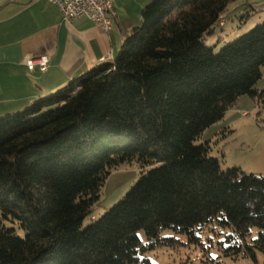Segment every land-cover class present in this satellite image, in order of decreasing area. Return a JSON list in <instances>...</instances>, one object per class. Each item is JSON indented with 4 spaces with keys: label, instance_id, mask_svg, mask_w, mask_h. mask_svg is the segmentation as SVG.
Here are the masks:
<instances>
[{
    "label": "trees",
    "instance_id": "trees-1",
    "mask_svg": "<svg viewBox=\"0 0 264 264\" xmlns=\"http://www.w3.org/2000/svg\"><path fill=\"white\" fill-rule=\"evenodd\" d=\"M235 1L152 0L111 61L0 117V264H150L162 230L197 243L204 227L230 231L227 256L264 254V174L222 170L195 144L239 98L264 107V23L205 45ZM133 160L138 180L83 227Z\"/></svg>",
    "mask_w": 264,
    "mask_h": 264
},
{
    "label": "crops",
    "instance_id": "crops-1",
    "mask_svg": "<svg viewBox=\"0 0 264 264\" xmlns=\"http://www.w3.org/2000/svg\"><path fill=\"white\" fill-rule=\"evenodd\" d=\"M152 0H111L109 33L85 19L63 22L47 0H0V117L23 110L103 61H111L124 35L141 23L139 9ZM46 56L45 72L26 62Z\"/></svg>",
    "mask_w": 264,
    "mask_h": 264
},
{
    "label": "rangeland",
    "instance_id": "rangeland-1",
    "mask_svg": "<svg viewBox=\"0 0 264 264\" xmlns=\"http://www.w3.org/2000/svg\"><path fill=\"white\" fill-rule=\"evenodd\" d=\"M141 10L142 7L137 12L140 18ZM223 20L222 27L215 28L205 37V45L213 47L215 52L257 24L264 23V0H236L228 6ZM255 88L264 89V75ZM205 142L210 146L209 156L219 161L222 170L238 168L246 174H264L263 105L246 96L239 98L236 106L229 109L221 121L203 131L195 144ZM140 171L134 160L111 170L98 201L82 226L97 220L120 201L138 180ZM229 232L228 229L204 227L197 235V243H191L184 234L164 229L159 234L161 241L152 249H146L140 258L150 264H264V254L258 251H255V260L243 255L236 258L225 255L224 250L229 245L225 242V235ZM257 233L258 230L253 228L250 239H254ZM137 236L141 246L146 247L148 241L144 232L139 231Z\"/></svg>",
    "mask_w": 264,
    "mask_h": 264
},
{
    "label": "built area",
    "instance_id": "built-area-1",
    "mask_svg": "<svg viewBox=\"0 0 264 264\" xmlns=\"http://www.w3.org/2000/svg\"><path fill=\"white\" fill-rule=\"evenodd\" d=\"M58 10L63 22L71 23L79 19H85L93 23L103 33H109L112 21L116 13L112 7L111 0H47ZM49 59L42 56L28 60L26 66L28 71L36 69L45 72L48 68Z\"/></svg>",
    "mask_w": 264,
    "mask_h": 264
}]
</instances>
